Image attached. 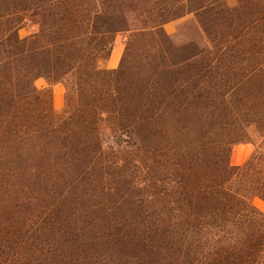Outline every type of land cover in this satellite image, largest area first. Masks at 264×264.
<instances>
[{
	"label": "trees",
	"instance_id": "1",
	"mask_svg": "<svg viewBox=\"0 0 264 264\" xmlns=\"http://www.w3.org/2000/svg\"><path fill=\"white\" fill-rule=\"evenodd\" d=\"M257 200L264 0H0V264H264Z\"/></svg>",
	"mask_w": 264,
	"mask_h": 264
},
{
	"label": "rangeland",
	"instance_id": "2",
	"mask_svg": "<svg viewBox=\"0 0 264 264\" xmlns=\"http://www.w3.org/2000/svg\"><path fill=\"white\" fill-rule=\"evenodd\" d=\"M188 19H189V17H184V18L175 20L172 23H170V25L164 26V28L170 36L174 37L176 40H180L177 36V33H178L177 30ZM37 29H38V25L33 20L25 18V20L19 25L17 32H18L20 37H25V36H28L29 34L33 33V32H36ZM195 35L196 34H194V33L184 32L181 35V39H183V40L191 39V38L195 37ZM125 39H126L125 33H118L115 35L114 43H113V52L115 50L119 49V58H118L117 62L115 64H113L114 65L113 68L117 67V65L119 63L120 57H121L122 52H123ZM113 52H112V54H113ZM100 66L103 68H108L107 67V59L102 60L100 62ZM35 85L38 88H44L47 86V83L43 78H38L35 81ZM50 88H51L52 95H53V101H52L53 108L56 111H60L61 108L63 107V104H64V92H65L64 86L61 83H55V84H52L50 86Z\"/></svg>",
	"mask_w": 264,
	"mask_h": 264
},
{
	"label": "crops",
	"instance_id": "3",
	"mask_svg": "<svg viewBox=\"0 0 264 264\" xmlns=\"http://www.w3.org/2000/svg\"><path fill=\"white\" fill-rule=\"evenodd\" d=\"M172 22L165 24V26L170 25V23ZM112 52L113 49L111 51L109 58L107 59L108 68H113L114 67L113 64H115L119 58V49L115 50L113 54ZM252 149H253V145L251 143H240L234 145L231 150V162L235 165L241 164L251 153ZM256 204L264 211V202L257 200Z\"/></svg>",
	"mask_w": 264,
	"mask_h": 264
}]
</instances>
